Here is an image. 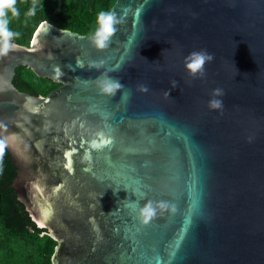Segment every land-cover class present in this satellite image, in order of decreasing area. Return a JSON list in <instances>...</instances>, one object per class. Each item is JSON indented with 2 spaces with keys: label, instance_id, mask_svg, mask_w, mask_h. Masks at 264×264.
Wrapping results in <instances>:
<instances>
[{
  "label": "water",
  "instance_id": "obj_1",
  "mask_svg": "<svg viewBox=\"0 0 264 264\" xmlns=\"http://www.w3.org/2000/svg\"><path fill=\"white\" fill-rule=\"evenodd\" d=\"M109 12L104 48L47 21L28 46L0 40V139L51 264H264V0ZM200 51L213 59L190 73ZM20 66L59 86L19 91ZM149 201L167 208L142 224Z\"/></svg>",
  "mask_w": 264,
  "mask_h": 264
},
{
  "label": "trees",
  "instance_id": "obj_2",
  "mask_svg": "<svg viewBox=\"0 0 264 264\" xmlns=\"http://www.w3.org/2000/svg\"><path fill=\"white\" fill-rule=\"evenodd\" d=\"M115 0H0V40L28 46L38 26L47 21L59 28L90 35L99 28L98 13L109 12ZM15 9V12H13ZM11 33V35H8ZM21 92L46 95L59 85L17 67L12 81ZM17 167L0 139V264H51L55 242L36 227L11 187ZM12 240L22 241L27 255L18 259Z\"/></svg>",
  "mask_w": 264,
  "mask_h": 264
},
{
  "label": "clouds",
  "instance_id": "obj_3",
  "mask_svg": "<svg viewBox=\"0 0 264 264\" xmlns=\"http://www.w3.org/2000/svg\"><path fill=\"white\" fill-rule=\"evenodd\" d=\"M13 12H15V9H13ZM97 22L99 24L97 35L103 37V39L95 41V44L98 48H104L106 46L105 41H107L116 31L115 24L118 23V20L115 13L101 11L98 13ZM8 35H11V33H8ZM6 50L7 49L5 48V52ZM2 54L4 53H0V55ZM191 55H194L196 57V60L193 63L187 64V68L189 69L190 73L199 71L202 74L203 65L205 64V62L211 61L213 59L212 54L208 53L207 51H200ZM194 65L196 66L194 67ZM98 86L100 92L108 96L115 95L116 91H118L122 87L121 83L118 80L113 79L100 80L98 81ZM142 90L147 91L146 88H143ZM214 94L217 96L222 95V89H215ZM210 106L214 109L222 108L223 102L222 100L214 99L210 102ZM156 208L163 210L167 208V204L161 202L154 207L152 202L149 201L143 208L139 209V211L137 212V218L140 223L147 224L156 214Z\"/></svg>",
  "mask_w": 264,
  "mask_h": 264
},
{
  "label": "rangeland",
  "instance_id": "obj_4",
  "mask_svg": "<svg viewBox=\"0 0 264 264\" xmlns=\"http://www.w3.org/2000/svg\"><path fill=\"white\" fill-rule=\"evenodd\" d=\"M11 244H13L12 246H13V250L15 251V253H16V255L17 256H11V259H18V257H19V255H20V252L22 253V254H25V255H27V252H26V250L28 251V249L26 248H24V246H22V241H20V240H12V242H11Z\"/></svg>",
  "mask_w": 264,
  "mask_h": 264
},
{
  "label": "snow or ice",
  "instance_id": "obj_5",
  "mask_svg": "<svg viewBox=\"0 0 264 264\" xmlns=\"http://www.w3.org/2000/svg\"><path fill=\"white\" fill-rule=\"evenodd\" d=\"M196 65H194V67H195ZM147 193H145V195H146Z\"/></svg>",
  "mask_w": 264,
  "mask_h": 264
}]
</instances>
